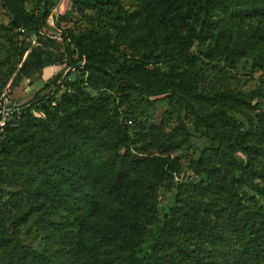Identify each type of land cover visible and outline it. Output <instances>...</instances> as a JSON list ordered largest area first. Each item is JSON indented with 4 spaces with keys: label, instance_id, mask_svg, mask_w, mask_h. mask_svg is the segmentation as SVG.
<instances>
[{
    "label": "trees",
    "instance_id": "obj_1",
    "mask_svg": "<svg viewBox=\"0 0 264 264\" xmlns=\"http://www.w3.org/2000/svg\"><path fill=\"white\" fill-rule=\"evenodd\" d=\"M32 1L36 6L28 12L26 0H2L12 14V28L43 29L48 0ZM92 1L72 0L75 6H92ZM97 1L125 17L124 24L114 26V35L92 29L76 37L64 31L61 38L67 65L88 73L87 83L104 91L92 97L84 93V82L60 81L54 92L19 107L20 113L13 114L0 134V177L11 183L21 180L29 195L56 209L76 214L90 205L98 215L79 220L78 240L55 229L39 251L11 231L8 214L0 207V264H264V213L244 202L240 193L246 186L264 198V105L252 107L260 111L256 125L252 118L242 122L236 116L238 108H251L252 96L226 88L204 94L202 66L213 67L226 58L235 68L240 51L209 50L204 54L208 63L192 53L220 16H264V0H135L133 12L124 10L123 0ZM68 16L59 17L56 27ZM121 48L127 51L122 62V56L113 54ZM182 63L193 64L187 79H178L172 70L156 72L159 66ZM40 66L36 62L30 69ZM162 96L179 115L191 109L196 131L208 141L186 170L169 157L179 142L156 125ZM113 99L118 101L115 110L110 109ZM205 100L216 108L208 110ZM35 112L43 115L47 129L26 143L11 126H29L37 121ZM3 133L9 134L6 140ZM150 133L167 157L138 148ZM174 175H183L176 185L175 206L144 248L148 226L158 216V188Z\"/></svg>",
    "mask_w": 264,
    "mask_h": 264
},
{
    "label": "rangeland",
    "instance_id": "obj_2",
    "mask_svg": "<svg viewBox=\"0 0 264 264\" xmlns=\"http://www.w3.org/2000/svg\"><path fill=\"white\" fill-rule=\"evenodd\" d=\"M124 10L133 12L137 9L138 3L135 0H123ZM36 4L32 0H26L25 7L32 12ZM47 10L49 17L45 26L39 32H28L21 34L20 29L11 27L12 14L0 0V96L8 92L11 104L19 107L34 102L36 96H45L54 92L55 83L67 81L84 82V93L98 97L104 89H99L87 83L88 73L83 70L71 69L61 38V33L70 31L74 37L87 35L92 29L101 33L113 36L114 26L124 24L125 17L114 6L92 1V6L81 3L75 6L72 0H48ZM69 14L68 18L56 27L59 17ZM219 23L208 30L201 41H197L192 50L195 55L203 56L209 50L216 53L224 51H240L242 54L235 57L236 67L231 68L226 58L214 63L213 67L202 66L206 75L204 83V94L218 89L226 88L234 93L244 96H252L251 108H238L236 116L242 121L252 118L257 125L260 119V111L252 109L257 103L264 105V16L254 18H233L222 17L216 19ZM52 21V22H51ZM86 41L83 42L85 45ZM25 51L23 57L20 52ZM127 53L124 48L113 51L115 57ZM32 58L27 63L29 56ZM206 58V57H205ZM123 61V56L120 58ZM36 62L41 66L31 70ZM209 59H205L208 63ZM84 63L82 64V66ZM115 69L116 64L112 65ZM172 70L178 79L189 78L193 70L192 63H182L170 67L157 68V74L162 75ZM151 80V77H148ZM49 86V88H47ZM66 89L58 95L57 100L62 98ZM115 99V98H114ZM110 101V109L115 110L118 101ZM156 125L162 127L167 134H173L178 143V149L172 152L169 157L171 161L177 160L183 170H186L189 162L198 157V150L203 148L207 139L200 131H196V114L191 109H186L182 114L173 112L169 108L168 100L165 97H158ZM208 110H213L216 105L213 102L203 101ZM125 109V108H124ZM121 109V112H125ZM37 121L32 120L29 126L15 123L11 128L15 132L23 134V141L30 143L37 140L40 132L47 129V122L42 114L35 112ZM124 117V115H123ZM128 125L135 128L132 122ZM52 130L55 126L50 127ZM3 131H0V134ZM189 134V138L186 137ZM3 140L9 137L8 133L1 135ZM34 137V138H33ZM143 148L145 153L153 157H167L163 148L153 133H150L146 140L138 146ZM1 157V155H0ZM238 158L245 159L243 155ZM183 179V175H174L171 181L162 184L157 191L158 216L152 225L148 226V234L144 238L143 247L147 248L152 239L156 238L160 229L164 226V219L170 215L175 206L176 185ZM196 181V178H192ZM255 182L259 183L258 180ZM240 193L251 207L261 209L264 213V198L259 197L256 192L243 186ZM0 207L7 212L10 222V229L14 231L22 242L36 250L43 251L48 243V236L53 231L59 230L71 236V240H78L80 221L94 219L98 211L94 206L88 205L82 212L70 214L63 209H56L41 198L31 196L23 187V183H11L0 177ZM85 218V219H84ZM139 258L144 256L143 252L138 253Z\"/></svg>",
    "mask_w": 264,
    "mask_h": 264
},
{
    "label": "built area",
    "instance_id": "obj_3",
    "mask_svg": "<svg viewBox=\"0 0 264 264\" xmlns=\"http://www.w3.org/2000/svg\"><path fill=\"white\" fill-rule=\"evenodd\" d=\"M20 32L26 35L25 29L21 28ZM15 113H20L19 106H13L9 100L8 92H5L0 96V131L4 130L7 121L10 120Z\"/></svg>",
    "mask_w": 264,
    "mask_h": 264
},
{
    "label": "bare ground",
    "instance_id": "obj_4",
    "mask_svg": "<svg viewBox=\"0 0 264 264\" xmlns=\"http://www.w3.org/2000/svg\"><path fill=\"white\" fill-rule=\"evenodd\" d=\"M52 22V21H51Z\"/></svg>",
    "mask_w": 264,
    "mask_h": 264
}]
</instances>
